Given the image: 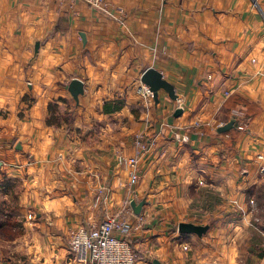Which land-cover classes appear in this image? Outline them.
<instances>
[{"label": "crops", "instance_id": "obj_1", "mask_svg": "<svg viewBox=\"0 0 264 264\" xmlns=\"http://www.w3.org/2000/svg\"><path fill=\"white\" fill-rule=\"evenodd\" d=\"M149 68L176 100L143 96ZM118 153L139 157L133 189ZM262 186L264 0H0V202L17 195L23 231L0 264H67L68 232L105 215L137 264H264Z\"/></svg>", "mask_w": 264, "mask_h": 264}, {"label": "built area", "instance_id": "obj_2", "mask_svg": "<svg viewBox=\"0 0 264 264\" xmlns=\"http://www.w3.org/2000/svg\"><path fill=\"white\" fill-rule=\"evenodd\" d=\"M92 8H100L103 0H76ZM145 98H152L148 88L142 85ZM238 130H242L239 126ZM184 141V140H183ZM139 153L147 152L146 144L141 137L136 139ZM118 167L128 170V187L133 189L140 181L139 157H127L116 154ZM198 184H202L200 181ZM253 204V202H250ZM127 212V211H126ZM128 220L120 215H105L92 227L72 229L67 235V264H135L138 257L131 244V227ZM183 249L187 247L184 245Z\"/></svg>", "mask_w": 264, "mask_h": 264}, {"label": "water", "instance_id": "obj_3", "mask_svg": "<svg viewBox=\"0 0 264 264\" xmlns=\"http://www.w3.org/2000/svg\"><path fill=\"white\" fill-rule=\"evenodd\" d=\"M140 82L142 85L148 88L149 92L152 94V99L156 104L158 103L159 91L165 92L170 100L177 99L174 92V88L162 78L161 74L158 71L152 68H149L143 72L140 78ZM68 92L73 98V100L77 101L78 97L83 94V84L78 80H73L72 82H70L68 86ZM180 114H181L180 110H177L174 113V116L177 117ZM233 125H234L233 121H230L227 124L220 127L217 130V133L219 134L226 133L233 128ZM143 205L144 202L137 204V206H135L134 203L131 202L130 207L134 211V213L138 215ZM208 229L209 226L207 225L198 226L192 223L183 222L177 225V233L181 236L195 235L197 237H202L204 234H206Z\"/></svg>", "mask_w": 264, "mask_h": 264}, {"label": "trees", "instance_id": "obj_4", "mask_svg": "<svg viewBox=\"0 0 264 264\" xmlns=\"http://www.w3.org/2000/svg\"><path fill=\"white\" fill-rule=\"evenodd\" d=\"M48 113L49 118L46 121L48 126L58 127L60 126V122L68 126L72 121L71 114L68 110L64 111L62 114L59 113L57 103H50L48 105ZM240 126L242 127L243 124ZM237 127H239V125ZM5 186L8 187L10 185L5 182L4 187ZM4 191L8 192L9 188H5ZM256 198L259 200L258 202L264 201V186L258 190ZM17 199V195L14 194L12 195L11 201L0 202V254L5 253L4 247L7 244L14 241L23 233Z\"/></svg>", "mask_w": 264, "mask_h": 264}, {"label": "rangeland", "instance_id": "obj_5", "mask_svg": "<svg viewBox=\"0 0 264 264\" xmlns=\"http://www.w3.org/2000/svg\"><path fill=\"white\" fill-rule=\"evenodd\" d=\"M138 261H139V260L137 259V261H136V263H135V264H137V263H138Z\"/></svg>", "mask_w": 264, "mask_h": 264}]
</instances>
